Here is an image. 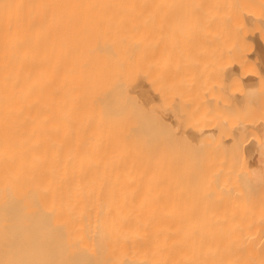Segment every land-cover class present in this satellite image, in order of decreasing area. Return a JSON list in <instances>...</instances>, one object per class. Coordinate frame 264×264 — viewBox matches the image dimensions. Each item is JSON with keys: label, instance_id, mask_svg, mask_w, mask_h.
<instances>
[{"label": "bare ground", "instance_id": "obj_1", "mask_svg": "<svg viewBox=\"0 0 264 264\" xmlns=\"http://www.w3.org/2000/svg\"><path fill=\"white\" fill-rule=\"evenodd\" d=\"M0 264H264V0H0Z\"/></svg>", "mask_w": 264, "mask_h": 264}, {"label": "rangeland", "instance_id": "obj_2", "mask_svg": "<svg viewBox=\"0 0 264 264\" xmlns=\"http://www.w3.org/2000/svg\"><path fill=\"white\" fill-rule=\"evenodd\" d=\"M201 15H202L201 18H200V14L197 15V17H199L198 20H201V19L206 18L205 15H203V14H201ZM145 16L149 18V20L146 21L147 23H148L149 21L153 23V20H154V19H155V20H160L161 22H163L164 20L167 21V18H166V17L164 18V17H161V16H159V15H157L158 17H155L156 15L154 16V14H152V15L149 14V15H145ZM146 17L142 16V17H140L139 19L142 18L141 20L145 21V20L147 19ZM168 18H169V17H168ZM169 19H172V18H169ZM165 21H164V22H165ZM201 23H202V21H201V22L199 21V24H198L199 27H202V24H201ZM148 24H150V23H148ZM206 47H207V45H204L203 49H205V51H204L203 53H206L207 55H206V54H204V55H200V54H199L200 56L196 55L198 59L195 57V62L197 61V64H195L196 67L193 68V71H195V72H193V74H195L194 76H195L196 78H199V80L196 79V78L193 76V78L196 79V80L193 81V82H196V87H197L198 89H196V90H195V93L189 98L190 101H188V102H189V103L192 102V104H193L194 102L197 103V105H198V103L200 104V102H198V100H201V101H203V102L206 101V103H209V102H207V101L209 100V95H208V92H209V91H208V89H207V85H206V84H207V83H206L207 81H205L206 79L209 78V77H208L209 67H207L206 70H205V67H204V66H206L207 64L209 65V63H208V62H209V60H208V59H209V55H208L209 53H208ZM203 49H202V50H203ZM199 52H201V50H200ZM205 55H206V58H207V56H208V58H207L206 60L204 59V58H205V57H204ZM201 56H202L203 58H202ZM203 59H204V60H203ZM201 60H202V61H201ZM207 60H208V62H206ZM203 61H204V63H203ZM200 62H202V63L204 64V65L201 64V67H200ZM206 63H207V64H206ZM205 64H206V65H205ZM203 67H204V69H203ZM200 68H201V69H200ZM203 70H204L205 72H204ZM149 72H150V73H149ZM149 72H148V73H149L151 76H153V73L151 72V70H150ZM141 74H142V73H141ZM149 74H148V75H149ZM143 75H144V73H143ZM145 75L147 76V73H145ZM145 75H144V76H145ZM150 75H149V76H150ZM197 75H198V77H197ZM144 76H143V77H144ZM146 76L144 77V78L146 79V81L143 80L144 78L142 77V75H139L138 78H139V80H141V79L143 80V81H142V80H141V81L143 82V85H145V88L147 89V91H148V84H149V83H147V82L154 81V84H155V85L153 86V83H150L151 86H149V88H155V87H157V85H158V81H157L156 79H151V77H150V79H149V81H148V80H147V79H148V78H147L148 76H147V77H146ZM204 78H205V79H204ZM201 79H202V82H201ZM137 81H138V79H137ZM202 83H203V84H202ZM130 84H131V83L128 82V85H130ZM156 84H157V85H156ZM197 85H198V86H197ZM130 88H131V89H130ZM129 89H130V91H129ZM132 90H133V87H132L131 85L128 86V91H129V93H131ZM148 92H149V91H148ZM209 93H210V92H209ZM200 94H201V96H199ZM194 95H197V96L200 97V98L197 99V96H196V98H195ZM138 96H140V94H139ZM193 96H194V98H195L194 101H193ZM156 97H158L157 99H158V102H159V103H158V102H155V101H157V100H156ZM156 97L153 98V100H151V102H152V103H150L151 107H153V106H155V105H156V106H159V110H161L162 108H165L164 106H167V105L165 104L166 102H165V103L163 104V106H162V104H160V103H163V102H162L163 100H162L159 96H156ZM159 99H160V101H161V100H162V101L160 102ZM207 99H208V100H207ZM154 100H155V101H154ZM113 103H114V105H115V106H114V105L112 104L114 107H116V106H117V107H120V106H121L119 103H116V102H113ZM124 103H125V102H124ZM154 103H155V105L152 106V104H154ZM126 104H127V105H126V106H127L126 110L128 109V106H129V109H130V105H134L133 102H132V104H131L130 102H129V103L127 102ZM150 105L148 106L149 108H150ZM160 105H161L162 107H160ZM198 106H199V105H198ZM121 107L123 108V106H121ZM131 107H132V106H131ZM160 108H161V109H160ZM153 109H154L155 113L157 112L156 114H158V113L161 114V112H162V111H159L157 108H153ZM156 109H157V110H156ZM162 110H163V109H162ZM201 110H202V111H201ZM198 111H199V110H198ZM204 111H205V110H204ZM204 111H203V109H200V113L198 112L199 114L197 113V114H195V115H199V116H200V115L202 114V115L205 116V118H206V120H207V119H209V115H208L207 111H205V113H204ZM128 113L130 114L129 111H128ZM132 113H133V112H132ZM206 113H207V114H206ZM135 115H137V114H135ZM195 115H194L193 117H195ZM202 115H201V124H202V121H203V118H204V117L202 118ZM131 116H132V115H131ZM145 116H146V115H145ZM137 117H139V116L137 115L136 118H137ZM132 118H134V120H136L135 117L132 116ZM132 118H131V122H132V120H133ZM148 119H149V118H148ZM196 119H198L199 121H197V122L200 123V118H199V117H196ZM204 120H205V119H204ZM131 122H130V123H131ZM149 122H150V119H149ZM197 122H196L195 124H197ZM130 123H129V124H130ZM133 123H134V122H133ZM150 123H151V122H150ZM152 123H153V122H152ZM199 123H198V124H199ZM204 123H206V122L204 121ZM204 123H203V124H204ZM131 125L133 126V124H131ZM131 125H130V126H131ZM199 125H200V124H199ZM135 126H136V125H135ZM148 127H149V126H148ZM150 127H151V126H150ZM148 129H149V128H148ZM150 129H152V128H150ZM150 129H149V130H150ZM155 129H156V128H155ZM178 129H179V128H177L176 131H177ZM144 130H145V129H144ZM144 130H142V131H143V132L147 131V130H145V131H144ZM149 130H148V131H149ZM150 131L152 132L153 130H150ZM154 131H156V130H154ZM154 131L152 132L153 134L155 133ZM178 131H181V129L178 130ZM143 132H142V133H143ZM146 133H147V132H145V134H146ZM149 133H150V132H149ZM147 135H148V134H147ZM151 135H152V134H151ZM154 135H156L155 137H156L157 139L160 137V136L157 135V134H154ZM154 135H152V136L154 137ZM149 136H150V134H149ZM158 136H159V137H158ZM147 138H148V136H147ZM150 138H152V137H149V139H150ZM156 138H155V139H156ZM161 139H162V138H161ZM193 139H194V140H193ZM153 140H154V138H152V142H153ZM188 140H189V142L191 141V142H190V143H191V146H194V147H195L197 144H199V143H197L196 138H193V137L191 138V137H190V138H188ZM154 141H155V142H158V141H156V140H154ZM195 141H196V142H195ZM152 142H151V143H152ZM194 142H195V144H194ZM158 143H159V142H158ZM192 143H193V144H192ZM153 144H154V143H153ZM186 145H187V144H186ZM188 145H189V144H188ZM153 146H155V145H153ZM153 146H152V148H153ZM158 146H159V145L157 144V147H158ZM161 146H162V145H161ZM197 146H198V145H197ZM185 147H186V146H185ZM187 147H188V146H187ZM187 147H186V148H187ZM189 147H190V146H189Z\"/></svg>", "mask_w": 264, "mask_h": 264}]
</instances>
